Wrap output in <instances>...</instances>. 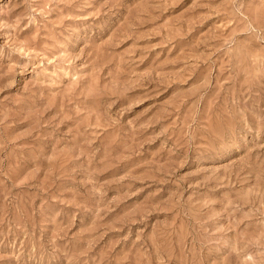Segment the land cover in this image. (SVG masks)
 Returning <instances> with one entry per match:
<instances>
[{"label": "rangeland", "instance_id": "374dc122", "mask_svg": "<svg viewBox=\"0 0 264 264\" xmlns=\"http://www.w3.org/2000/svg\"><path fill=\"white\" fill-rule=\"evenodd\" d=\"M0 264H264V0H0Z\"/></svg>", "mask_w": 264, "mask_h": 264}]
</instances>
